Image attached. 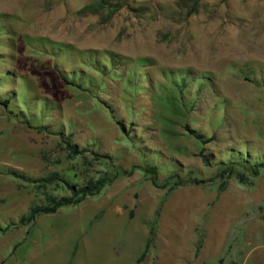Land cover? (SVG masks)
<instances>
[{
  "label": "rangeland",
  "instance_id": "rangeland-1",
  "mask_svg": "<svg viewBox=\"0 0 264 264\" xmlns=\"http://www.w3.org/2000/svg\"><path fill=\"white\" fill-rule=\"evenodd\" d=\"M261 162L264 0H0V264H264Z\"/></svg>",
  "mask_w": 264,
  "mask_h": 264
},
{
  "label": "trees",
  "instance_id": "trees-1",
  "mask_svg": "<svg viewBox=\"0 0 264 264\" xmlns=\"http://www.w3.org/2000/svg\"><path fill=\"white\" fill-rule=\"evenodd\" d=\"M2 103H6L3 101ZM66 149L68 150V155L70 158H74L77 155L83 154L85 151L89 150L84 147H79L76 143H73L69 138H65L63 140ZM205 158V156H203ZM254 169L258 167H264V162L259 164H254L252 166ZM256 171V170H254ZM105 182V178L101 177L95 180H89L84 186L77 187L75 184H70L67 181H64V184L70 191V194L67 196L55 197V196H47V202L45 204H32L27 212L23 214L20 218V221L23 223L32 222L38 215L40 214H49L56 212L60 207L67 205L78 204L85 199L87 195H93L97 193L102 185ZM148 248V244H146L144 251L142 252L138 261H140L146 250Z\"/></svg>",
  "mask_w": 264,
  "mask_h": 264
}]
</instances>
